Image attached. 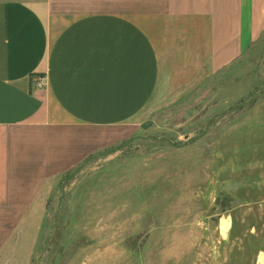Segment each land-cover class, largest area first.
<instances>
[{"label": "crops", "instance_id": "1", "mask_svg": "<svg viewBox=\"0 0 264 264\" xmlns=\"http://www.w3.org/2000/svg\"><path fill=\"white\" fill-rule=\"evenodd\" d=\"M263 34L264 0H0V253L102 132L142 126L159 94L221 73Z\"/></svg>", "mask_w": 264, "mask_h": 264}, {"label": "rangeland", "instance_id": "2", "mask_svg": "<svg viewBox=\"0 0 264 264\" xmlns=\"http://www.w3.org/2000/svg\"><path fill=\"white\" fill-rule=\"evenodd\" d=\"M154 106L142 126L102 132L103 148L57 177L0 264H255L264 34L226 70L170 86Z\"/></svg>", "mask_w": 264, "mask_h": 264}]
</instances>
